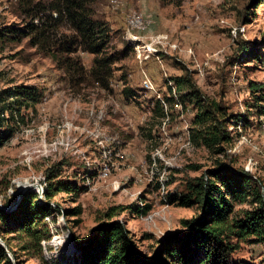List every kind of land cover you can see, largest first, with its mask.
<instances>
[{"label": "rangeland", "instance_id": "rangeland-1", "mask_svg": "<svg viewBox=\"0 0 264 264\" xmlns=\"http://www.w3.org/2000/svg\"><path fill=\"white\" fill-rule=\"evenodd\" d=\"M62 2L0 0V29L21 33L0 42V208L14 209L30 185L44 197L50 173L78 189L47 202L40 255L3 234L19 264H73L77 242L108 220L150 257L164 235L201 216L198 205L170 200L216 168L251 176L264 201L263 0H84L109 31L106 54L118 58L106 86L91 77L94 56L66 14L53 10ZM132 13L148 24L131 27ZM60 53L79 74L61 68ZM217 131L227 140L205 146ZM254 207L251 198L235 203L228 222ZM230 241L234 263L264 264V240Z\"/></svg>", "mask_w": 264, "mask_h": 264}, {"label": "trees", "instance_id": "trees-1", "mask_svg": "<svg viewBox=\"0 0 264 264\" xmlns=\"http://www.w3.org/2000/svg\"><path fill=\"white\" fill-rule=\"evenodd\" d=\"M26 1V0H25ZM61 8H53L58 16L66 14L73 30L80 38L84 50L93 55L91 77L102 86H106L111 76V66L118 60L115 55L106 54L109 43V31L100 21L93 19L87 11L84 0H62ZM264 1V0H263ZM19 30L5 27L0 29V42L19 38ZM66 54L70 51L65 50ZM60 55V56H59ZM56 61L64 60L62 65L65 71L79 74L76 63H69L62 59L60 53ZM177 82H180L178 80ZM126 90L124 93L126 94ZM7 93L12 98L20 93L11 91ZM27 97L30 95L27 93ZM5 99L0 94V103ZM5 111L1 109V114ZM264 115V110L260 111ZM205 114V112L200 115ZM198 115L195 124L204 121ZM0 117V127L4 122ZM11 132V130H10ZM202 137L203 144L207 147L217 145L226 137L216 133H207ZM10 136V135H9ZM6 136L3 140H7ZM208 180L200 181L192 189L191 195H183L170 200L177 202L178 206L188 208L195 204L201 209V216L197 219L183 221L186 232L182 234H166L159 242V249L150 257L141 255L135 250L136 244L129 236L122 224L108 220L94 228L83 243L76 244L77 254L73 264H249L246 262L234 263L232 253L237 249L231 237L242 240L254 237L256 241L264 240V201L256 182L249 175H240L224 167L208 172ZM56 176L51 173L46 176L43 202L38 200V195L28 191L22 195L15 208L5 212L0 210V239L11 253L16 264H19L16 254L10 248L4 233L10 232L19 236L22 242L20 250L33 256L40 255V241L44 236L37 229L39 223L50 214L47 202L55 193H77L75 185L64 180H54ZM251 198L255 207L252 211L244 213L243 218L233 223L228 222L233 213L235 203H243ZM148 206H143L140 211L145 214ZM112 214L107 217L111 218ZM0 264H13L4 249L0 247Z\"/></svg>", "mask_w": 264, "mask_h": 264}, {"label": "water", "instance_id": "water-1", "mask_svg": "<svg viewBox=\"0 0 264 264\" xmlns=\"http://www.w3.org/2000/svg\"><path fill=\"white\" fill-rule=\"evenodd\" d=\"M35 187L38 188V192H37V194H38V200H39L40 202H43L42 190L40 189L39 185H35ZM31 189H33V185H30V187H28V188H26V189H22V190H20L19 193H18L17 199H16V201H15V203H14V206H16V204L18 203V201L20 200V198L22 197V195H23L25 192L31 191ZM0 210H2V211L5 210V211H6L5 208H3V209L0 208ZM70 236H71V235H70ZM70 238H71V237H70ZM0 247L6 251V254H7L9 260H10L11 262H13L11 254L7 252V250L5 249V245H4V243H3L1 240H0Z\"/></svg>", "mask_w": 264, "mask_h": 264}, {"label": "bare ground", "instance_id": "bare-ground-1", "mask_svg": "<svg viewBox=\"0 0 264 264\" xmlns=\"http://www.w3.org/2000/svg\"><path fill=\"white\" fill-rule=\"evenodd\" d=\"M148 20L143 19L141 16H137L136 13H132V15L129 17V25H131V27H135L138 30L139 29H143L147 24H148Z\"/></svg>", "mask_w": 264, "mask_h": 264}]
</instances>
